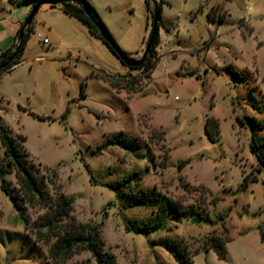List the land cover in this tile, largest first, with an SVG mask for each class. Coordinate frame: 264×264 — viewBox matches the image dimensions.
I'll list each match as a JSON object with an SVG mask.
<instances>
[{"label": "rangeland", "instance_id": "rangeland-1", "mask_svg": "<svg viewBox=\"0 0 264 264\" xmlns=\"http://www.w3.org/2000/svg\"><path fill=\"white\" fill-rule=\"evenodd\" d=\"M18 1L0 0V53L31 12ZM86 1L133 59H141L152 28L146 2L151 10L160 5L155 68H126L77 20L43 5L20 63L0 77V125L22 143L48 192L73 200L76 222L99 226L117 264H264V171L250 152V126L239 123L264 124V0ZM208 119L218 123L215 141L205 133ZM116 138L135 139L139 151L109 144ZM133 173L139 180L126 191L191 207L201 222L172 215L165 230L135 234L157 205L126 208L108 187ZM251 176L256 182L244 187ZM44 212L27 207L30 222ZM212 237L228 238L226 260L203 252ZM0 264H54L1 190ZM63 264L97 263L78 251Z\"/></svg>", "mask_w": 264, "mask_h": 264}, {"label": "trees", "instance_id": "trees-1", "mask_svg": "<svg viewBox=\"0 0 264 264\" xmlns=\"http://www.w3.org/2000/svg\"><path fill=\"white\" fill-rule=\"evenodd\" d=\"M8 1L11 2L12 0ZM42 2H55L56 4H48L46 6L50 8L59 7L65 15L77 20L91 36L100 40L120 62V56L126 55L117 46L100 16L88 1L19 0L18 5L33 7ZM146 9L152 19V28L148 34L145 46V48L148 47L147 56L140 67H130L128 69L150 74L155 68L157 61L156 48L159 44V24L162 21V8L160 5L155 4L154 10H151L149 3L146 2ZM155 16L156 19L154 21ZM22 27L16 34L15 43L0 53V77L8 73L21 61L32 23L25 28L22 38L19 39ZM111 86L118 88L119 84L111 83ZM123 87L128 93L133 90L132 86L127 87V82ZM258 109L260 110V108ZM239 123L243 126L246 124L250 126L252 131L249 146L250 152L259 162L256 171H264V141L259 134L260 131L264 130V124L252 117H244L239 120ZM205 133L211 141H215L219 134L218 123L213 119H208L205 124ZM19 138L21 141H25L24 137L20 136ZM109 144H118L132 154H136L140 149V145L135 139L116 138ZM0 147L3 150V154L0 156V190L10 199L27 230L33 232L36 239L39 241L42 239L48 245L49 259L54 264H63L74 253L87 251L97 264H117L114 256L104 250V241L100 236L99 226L76 222L71 215L73 212V200L59 191L53 194L48 192L43 179L35 174V167L30 162L28 153L22 143L11 136L9 131L1 125ZM9 175L14 177L15 185L6 178ZM52 178L49 182L54 185L55 173H52ZM134 179L139 180L138 173H133L131 177L118 181L115 186L109 185L108 187L116 192L118 199H126L128 201L126 208L146 206L151 202L157 205L154 218L147 223L135 226L132 229L135 234L149 235L165 230L168 218L172 215L189 217L196 223L201 222V216L192 212L191 207L182 208L164 196H152L153 194L142 189L136 193L131 191V189L126 191V187ZM249 179L250 182H256L257 180L255 176L245 178L244 187L247 186ZM27 207H41L45 212L35 221L30 222L27 217ZM220 220H223V216L220 217ZM52 239L53 242H51ZM228 241V238L212 237L203 247V252L207 253L212 250L216 253L219 260L224 261L227 258L226 244ZM165 248L174 251L178 256L182 255L180 248L176 246L175 242L166 241Z\"/></svg>", "mask_w": 264, "mask_h": 264}, {"label": "water", "instance_id": "water-1", "mask_svg": "<svg viewBox=\"0 0 264 264\" xmlns=\"http://www.w3.org/2000/svg\"><path fill=\"white\" fill-rule=\"evenodd\" d=\"M48 4H56V3L55 2L54 3L42 2V3H39V4H37V5L32 7L30 14L28 15V17H27V19H26V21H25V23H24V25H23V27L21 29V32H20V35H19V39L22 38L25 28L32 23L35 15L39 11L40 7L43 6V5H48ZM155 19H156V16L154 17V21H155ZM147 51H148V47L145 48V50L143 51L141 59H133V58H130V57L126 56V55H121L120 56L121 62L127 68L140 67L144 63V61L146 59Z\"/></svg>", "mask_w": 264, "mask_h": 264}, {"label": "crops", "instance_id": "crops-1", "mask_svg": "<svg viewBox=\"0 0 264 264\" xmlns=\"http://www.w3.org/2000/svg\"><path fill=\"white\" fill-rule=\"evenodd\" d=\"M18 30H19V29L17 28V29H15V31L11 32L13 42H12V43H10V41L7 42L8 44H10V46H11L12 44L15 43V41H16V34H17ZM9 36H10V35H9ZM9 36L5 39V42L8 40ZM7 46H8V45H7Z\"/></svg>", "mask_w": 264, "mask_h": 264}, {"label": "built area", "instance_id": "built-area-1", "mask_svg": "<svg viewBox=\"0 0 264 264\" xmlns=\"http://www.w3.org/2000/svg\"><path fill=\"white\" fill-rule=\"evenodd\" d=\"M37 39H38L39 42H42L43 44L47 43V40L43 39L40 35H37Z\"/></svg>", "mask_w": 264, "mask_h": 264}]
</instances>
